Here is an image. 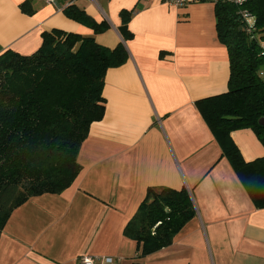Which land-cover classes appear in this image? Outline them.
<instances>
[{
  "label": "crops",
  "instance_id": "1",
  "mask_svg": "<svg viewBox=\"0 0 264 264\" xmlns=\"http://www.w3.org/2000/svg\"><path fill=\"white\" fill-rule=\"evenodd\" d=\"M67 2L107 29L95 34L45 0H0V54L29 55L43 31L59 29L108 47L122 42L129 57L105 73L103 118L80 146L79 174L62 191L12 210L0 234V264H80L81 256L131 264L136 243L123 229L151 186L187 189L195 216L144 264H264V208L253 205L195 106L227 90L229 58L214 3L57 0ZM123 12L127 39L118 31ZM230 135L245 161L264 156L251 128Z\"/></svg>",
  "mask_w": 264,
  "mask_h": 264
},
{
  "label": "trees",
  "instance_id": "2",
  "mask_svg": "<svg viewBox=\"0 0 264 264\" xmlns=\"http://www.w3.org/2000/svg\"><path fill=\"white\" fill-rule=\"evenodd\" d=\"M20 6L33 12L28 2ZM62 11L95 34L108 27L75 4ZM214 11L217 37L229 58L227 90L195 106L253 205L264 208V156L245 161L230 135L251 128L264 144L259 123L264 118V0L238 6L216 2ZM128 20L123 12L118 28L123 39L131 35ZM41 36L40 47L29 55L10 49L0 54V234L14 208L31 196L60 192L77 177L80 146L90 124L103 118L105 73L129 57L122 42L108 47L92 35L59 29ZM194 216L187 189L148 187L123 229L136 243L131 264H144L147 255L170 245Z\"/></svg>",
  "mask_w": 264,
  "mask_h": 264
},
{
  "label": "built area",
  "instance_id": "3",
  "mask_svg": "<svg viewBox=\"0 0 264 264\" xmlns=\"http://www.w3.org/2000/svg\"><path fill=\"white\" fill-rule=\"evenodd\" d=\"M45 1L48 3L55 4L58 9L62 10L63 6L58 5L57 0H45ZM163 1L171 3V4L178 6V7H182V6H185V5L190 4V3L203 2V1H208V2H212V3L228 2L231 4H235L237 6L241 5V3L243 2V0H163ZM68 3H71V2H68ZM241 14L244 17L247 16L246 12L242 11ZM248 30H250V29H248ZM262 54H264V51H262ZM79 260H80V264H96V262H95L96 260L92 257H89V256H81ZM104 261L105 262H112V259L111 258H105Z\"/></svg>",
  "mask_w": 264,
  "mask_h": 264
},
{
  "label": "water",
  "instance_id": "4",
  "mask_svg": "<svg viewBox=\"0 0 264 264\" xmlns=\"http://www.w3.org/2000/svg\"><path fill=\"white\" fill-rule=\"evenodd\" d=\"M259 123H260V124H264V118L260 119V120H259Z\"/></svg>",
  "mask_w": 264,
  "mask_h": 264
},
{
  "label": "rangeland",
  "instance_id": "5",
  "mask_svg": "<svg viewBox=\"0 0 264 264\" xmlns=\"http://www.w3.org/2000/svg\"><path fill=\"white\" fill-rule=\"evenodd\" d=\"M261 44H264V39H260Z\"/></svg>",
  "mask_w": 264,
  "mask_h": 264
}]
</instances>
